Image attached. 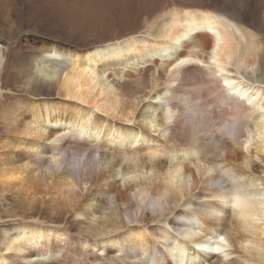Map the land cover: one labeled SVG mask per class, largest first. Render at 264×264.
I'll return each mask as SVG.
<instances>
[{
  "label": "bare ground",
  "instance_id": "6f19581e",
  "mask_svg": "<svg viewBox=\"0 0 264 264\" xmlns=\"http://www.w3.org/2000/svg\"><path fill=\"white\" fill-rule=\"evenodd\" d=\"M171 1L119 40L22 63L27 93L61 102L2 112L0 200L78 219L2 227L0 264H264V0ZM5 55L0 39V71Z\"/></svg>",
  "mask_w": 264,
  "mask_h": 264
},
{
  "label": "rangeland",
  "instance_id": "374dc122",
  "mask_svg": "<svg viewBox=\"0 0 264 264\" xmlns=\"http://www.w3.org/2000/svg\"><path fill=\"white\" fill-rule=\"evenodd\" d=\"M171 2V0H124L120 3L115 0L105 8L102 4L93 7L89 0H0V39L6 53L0 71V156L5 151L3 144L9 135L8 126L2 120L3 111L14 109L18 103L27 109L33 104L42 110L47 103L59 105L61 102L56 96L35 97L27 93L26 75L21 73L25 67L22 65L23 62L40 55L50 45L75 51L86 49L88 45L90 47L95 43L119 40L126 36L122 33V28L123 32H127L128 25L144 26V14L151 8L150 5L157 3L156 9L159 10L151 14L155 17L165 8H170ZM209 4L207 0L204 5ZM122 12H125V15L121 16ZM120 17L124 18L123 24L119 22ZM140 88V85H131V89ZM105 122L110 124L108 120ZM112 125L134 128L133 124L116 121L112 122ZM73 141L75 140H72V146L75 145L77 148L76 144L80 140L75 143ZM111 151L113 150L107 152V155L113 159L119 171L118 167L125 150L118 148ZM17 153L19 154V151ZM66 155L69 156L67 160L70 159L67 169L76 170L77 164L74 162L78 160L79 154L75 150H70ZM19 156L13 154L14 160ZM187 157L190 159V154ZM77 219L72 210L60 209L52 212L46 203L37 200L29 204L17 198L13 192L0 200V229L13 224L37 222L40 226L70 232L68 226L73 225ZM84 223L81 219L77 224L84 226ZM153 225L163 227L161 224Z\"/></svg>",
  "mask_w": 264,
  "mask_h": 264
}]
</instances>
